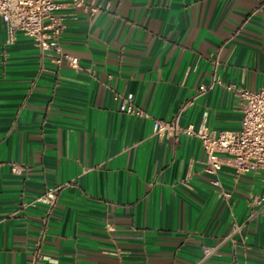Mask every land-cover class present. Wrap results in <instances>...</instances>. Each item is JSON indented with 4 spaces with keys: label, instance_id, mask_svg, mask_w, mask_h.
Segmentation results:
<instances>
[{
    "label": "crops",
    "instance_id": "0c3cea01",
    "mask_svg": "<svg viewBox=\"0 0 264 264\" xmlns=\"http://www.w3.org/2000/svg\"><path fill=\"white\" fill-rule=\"evenodd\" d=\"M56 1L77 68L20 32L6 43L0 19V264L36 250L37 264H264L259 177L223 158L214 187L197 138L158 139L113 100L131 94L195 132L238 130L227 87L264 88V0H88L94 14ZM55 187L44 224L36 198Z\"/></svg>",
    "mask_w": 264,
    "mask_h": 264
},
{
    "label": "built area",
    "instance_id": "2783aa9c",
    "mask_svg": "<svg viewBox=\"0 0 264 264\" xmlns=\"http://www.w3.org/2000/svg\"><path fill=\"white\" fill-rule=\"evenodd\" d=\"M70 3L72 7L84 9L90 14L99 11V8L88 0H70ZM58 9L59 5L56 0H0V19L4 25L6 43H12L15 34L20 32L33 40L43 58H48L57 66L66 62L70 67L77 68V58L64 54L60 44V36L65 23L63 18L57 14ZM213 83L215 80H212L208 88ZM206 89L207 87L200 86L199 92L203 93ZM227 89L235 90L239 98L241 121L236 131L216 132L203 128L195 132L192 127L180 126L178 116L168 121L151 117L135 105L131 94H114L113 100L117 103L120 113L150 119L152 134L158 139L177 137L179 134L197 138L204 155V171L214 177L211 181L214 187L220 188L219 172L223 158L232 162L237 175H255L259 177L261 186L264 187V88L249 91L230 85ZM18 170V165H11L12 173H18ZM60 190L61 187L50 188L36 198V201L46 204L44 224L55 207ZM221 192L224 197L229 196L228 193ZM241 231V226H235L228 237L240 234ZM42 238L43 231L40 233L38 244L41 243ZM245 238L243 236V240ZM214 251L215 249L205 248L203 259L210 257ZM39 258L38 250H36L31 264H37Z\"/></svg>",
    "mask_w": 264,
    "mask_h": 264
}]
</instances>
